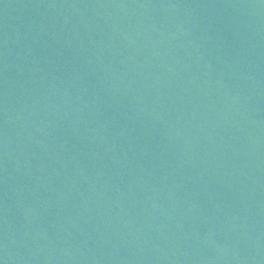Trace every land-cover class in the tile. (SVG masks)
Masks as SVG:
<instances>
[{
	"label": "water",
	"instance_id": "95a60500",
	"mask_svg": "<svg viewBox=\"0 0 264 264\" xmlns=\"http://www.w3.org/2000/svg\"><path fill=\"white\" fill-rule=\"evenodd\" d=\"M0 264H264V0H0Z\"/></svg>",
	"mask_w": 264,
	"mask_h": 264
}]
</instances>
